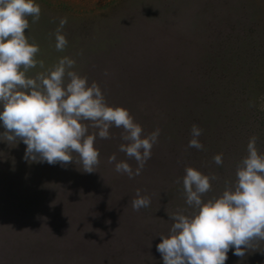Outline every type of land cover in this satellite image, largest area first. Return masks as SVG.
Instances as JSON below:
<instances>
[{"label": "rangeland", "instance_id": "obj_1", "mask_svg": "<svg viewBox=\"0 0 264 264\" xmlns=\"http://www.w3.org/2000/svg\"><path fill=\"white\" fill-rule=\"evenodd\" d=\"M37 3L40 19L29 17L25 34L39 44L38 59L47 67L73 58L109 104L128 109L145 133L160 134L133 179L108 162L115 153L137 167L118 151L115 127L110 139L97 138L92 173L75 163L26 161L22 141L0 136V264H163L158 234H168L169 214L188 207L176 183L185 166L218 177L212 196L234 181L250 137L264 153V0ZM62 17L68 45L57 52L52 34ZM193 124L203 130L202 150L188 147ZM137 189L151 204L134 211ZM225 264H264V241L244 258L230 250Z\"/></svg>", "mask_w": 264, "mask_h": 264}, {"label": "clouds", "instance_id": "obj_2", "mask_svg": "<svg viewBox=\"0 0 264 264\" xmlns=\"http://www.w3.org/2000/svg\"><path fill=\"white\" fill-rule=\"evenodd\" d=\"M40 15L37 0H0V136L14 145L22 141L26 161L75 163L92 173L100 163L96 140L110 139V128L115 127L122 130L118 151L134 159L137 167L134 171L126 161H117L115 153L108 162L133 179L151 158L160 129L145 133L128 109L109 104L100 86L75 70L73 58L62 56L46 67L38 59L39 44L25 34L29 17L36 23ZM67 22V17L60 18L52 34L57 52L68 45L63 34ZM202 132L191 126L189 148L203 149L198 139ZM257 139L249 138L234 181H225L217 195L207 196L218 179L215 174L185 166L176 183H182L188 207L169 214L173 223L168 234H158L156 250L163 264H225L230 250L240 258L248 249L258 250L264 241V153ZM213 161L222 165L223 154L214 155ZM131 204L139 211L150 206L151 198L137 189Z\"/></svg>", "mask_w": 264, "mask_h": 264}]
</instances>
